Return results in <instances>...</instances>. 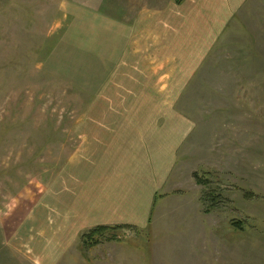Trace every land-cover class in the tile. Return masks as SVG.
<instances>
[{"label": "rangeland", "instance_id": "374dc122", "mask_svg": "<svg viewBox=\"0 0 264 264\" xmlns=\"http://www.w3.org/2000/svg\"><path fill=\"white\" fill-rule=\"evenodd\" d=\"M168 1L0 0V264H264V0L244 1L195 65L162 71L189 128L149 226L88 238L47 200L104 86L91 54L112 15L134 25Z\"/></svg>", "mask_w": 264, "mask_h": 264}, {"label": "crops", "instance_id": "0c3cea01", "mask_svg": "<svg viewBox=\"0 0 264 264\" xmlns=\"http://www.w3.org/2000/svg\"><path fill=\"white\" fill-rule=\"evenodd\" d=\"M244 1L169 0L164 10L143 9L134 25L112 15L96 49L101 55L92 52L95 65L90 60L104 86L91 94L82 122L73 124L79 145L47 199L63 226L83 232L151 224L189 128L178 124L176 106L165 101L175 95L171 85L161 88L166 79L176 90V72L161 73L176 68L178 59L195 65Z\"/></svg>", "mask_w": 264, "mask_h": 264}, {"label": "trees", "instance_id": "16d2710c", "mask_svg": "<svg viewBox=\"0 0 264 264\" xmlns=\"http://www.w3.org/2000/svg\"><path fill=\"white\" fill-rule=\"evenodd\" d=\"M175 1L178 4H181V3H183L184 0H175ZM195 178L199 184H204V185L207 184V182L202 177L198 176L197 174L195 175ZM207 198L209 201L214 202L216 199V194L214 192L210 191L207 193ZM234 226L241 228L238 223H234ZM107 229H108L107 226L94 227V228L90 229L88 234H85V237L92 238V237L96 236V234L103 233Z\"/></svg>", "mask_w": 264, "mask_h": 264}]
</instances>
